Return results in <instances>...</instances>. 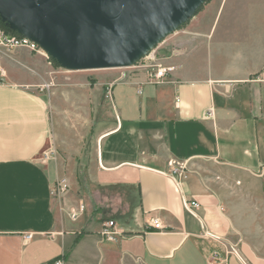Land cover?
<instances>
[{
  "label": "crops",
  "instance_id": "1",
  "mask_svg": "<svg viewBox=\"0 0 264 264\" xmlns=\"http://www.w3.org/2000/svg\"><path fill=\"white\" fill-rule=\"evenodd\" d=\"M208 1L170 45L162 85L46 93L42 56L0 48V264H264V0ZM97 84L106 103L119 88L114 113Z\"/></svg>",
  "mask_w": 264,
  "mask_h": 264
},
{
  "label": "water",
  "instance_id": "2",
  "mask_svg": "<svg viewBox=\"0 0 264 264\" xmlns=\"http://www.w3.org/2000/svg\"><path fill=\"white\" fill-rule=\"evenodd\" d=\"M192 1L0 0V17L25 36L12 22L19 25L48 55L44 45L53 46L77 71L113 69L134 63L136 54Z\"/></svg>",
  "mask_w": 264,
  "mask_h": 264
},
{
  "label": "built area",
  "instance_id": "3",
  "mask_svg": "<svg viewBox=\"0 0 264 264\" xmlns=\"http://www.w3.org/2000/svg\"><path fill=\"white\" fill-rule=\"evenodd\" d=\"M0 48L9 50H15L19 48H23L30 53L40 55L46 60L51 59L47 56V53L33 40L29 39L28 37L22 36L14 31H12L8 26L5 25L4 22L0 20ZM52 60V59H51ZM50 62V61H49ZM48 62V64H49ZM123 69L128 70L129 72L127 75L122 73L121 76L118 77L117 81H122L127 77H139L137 73H143L144 81L143 84L156 86L162 85L166 82V77L172 70L171 68H166L162 64L158 63L155 58L154 49L148 50L145 54H143L139 59H137L134 63L130 66L123 67ZM1 74V72H0ZM108 96H110L109 89L107 90ZM177 102V100H176ZM206 116L211 117L212 111L209 110ZM56 156V151L53 149L48 148L45 152L42 153L40 160L45 162L53 159ZM186 168L185 163H174L171 165L170 170L168 172V176L175 181L177 185H179L184 177V171ZM67 190V186L64 180L55 182L51 189L50 195L52 197H58L59 194H64ZM184 208L188 213H192L193 210L199 208V205L195 201H188L184 200ZM82 211V209H81ZM77 213H71L69 218L71 221H76L78 218ZM150 227L153 229L160 231L163 229L159 219L154 218L149 223ZM101 235L106 240H114L116 236L121 235L116 229L113 222H107L103 226L101 230ZM26 239H29V235L24 236Z\"/></svg>",
  "mask_w": 264,
  "mask_h": 264
},
{
  "label": "rangeland",
  "instance_id": "4",
  "mask_svg": "<svg viewBox=\"0 0 264 264\" xmlns=\"http://www.w3.org/2000/svg\"><path fill=\"white\" fill-rule=\"evenodd\" d=\"M213 1L210 0L207 3V7L209 5V3ZM216 1V0H214ZM206 6L202 9L204 11L205 8H207ZM201 10V11H202ZM201 11H199L201 13ZM195 15V14H194ZM1 20V17H0ZM187 23V22H186ZM186 23L181 26H179V28L177 30L183 31L181 33L180 36L176 37V38H172L174 33H172L170 36L166 37L165 39H163L160 44L156 45L153 49H154V54H155V58L158 61V63L162 64L164 66V64L167 62V60L170 57V50H172L170 47V45L177 39H179L180 37L184 36L187 34V27L185 28ZM195 40L185 43V45L187 46V50L189 49V51L191 50V48L194 46ZM184 45V44H183ZM19 49H23V48H19ZM5 50V49H4ZM16 50V49H15ZM18 50V49H17ZM25 50V49H23ZM7 51V50H5ZM14 50H9L7 52H12ZM27 51V50H25ZM43 58V66L47 68L48 74L47 76V86L48 88L45 89L46 93H48V89L50 90H58L59 88H66V89H71V86H69L71 83V81H73V79L77 80L78 82H83V83H87L88 85L94 84L93 88H96V83H107L112 79H116L117 77L121 76L122 73L124 75H127V73L129 72L126 69L123 68H113V69H100V70H83V71H67L66 69H62L60 68V65L54 60L47 59V62H49V65L46 64V59ZM165 67V66H164ZM137 75L141 78L144 79L143 73H137ZM129 78L126 76V79ZM98 85V84H97ZM104 85V84H103ZM99 86L98 88L101 90H98V92L100 91L99 94V104H102L101 107V111H103V107H106L107 110L111 111L114 113V105L116 104V100H118V87H115L113 90V98L109 99V102L106 103V98H105V88L104 86ZM104 88V89H103ZM115 102V103H114ZM94 119L95 121L98 122V112L94 113ZM47 150V149H46ZM46 150L42 151L45 152ZM42 153H40L39 155V159L42 156ZM43 162V161H42ZM47 162V161H45ZM63 195V194H62ZM62 195L59 194V196L57 197L58 199L62 198ZM105 225V224H104ZM103 225V226H104Z\"/></svg>",
  "mask_w": 264,
  "mask_h": 264
},
{
  "label": "bare ground",
  "instance_id": "5",
  "mask_svg": "<svg viewBox=\"0 0 264 264\" xmlns=\"http://www.w3.org/2000/svg\"><path fill=\"white\" fill-rule=\"evenodd\" d=\"M205 0H193L190 5L168 26L166 27L163 31H161L157 36H155L152 40H150L137 54H136V58H140L143 54H145L148 50L153 49L156 45L160 44V42L165 39L166 37L170 36L172 33H174L176 30H174L177 25H179L181 22H183L184 20V24L188 21V17H192L194 16V14L196 13L195 9L200 6V4L202 5V2H204ZM197 10V9H196ZM182 23V25H183ZM12 26L13 29L19 31V33L25 35V37H28L29 39H31V36L29 34H27L26 31H24L19 25H17L16 23L12 22ZM174 30V31H172ZM172 31V32H170ZM160 38H162L160 40ZM44 45V44H43ZM46 48H48V50L50 51V55L47 54L48 57H51L52 59H54L56 62H58L61 65L62 69H66L67 71H77L80 69L75 68L74 66H72L71 64H69L67 61H65L54 49L53 46L50 45H44ZM133 60H131L128 65H130V63H132ZM99 70V69H98ZM102 70V69H101Z\"/></svg>",
  "mask_w": 264,
  "mask_h": 264
},
{
  "label": "trees",
  "instance_id": "6",
  "mask_svg": "<svg viewBox=\"0 0 264 264\" xmlns=\"http://www.w3.org/2000/svg\"><path fill=\"white\" fill-rule=\"evenodd\" d=\"M81 175L83 176L84 173H82ZM81 175H80V176H81ZM84 176H85V175H84ZM83 178H85V177H79V176H78V180H79L80 182L83 181Z\"/></svg>",
  "mask_w": 264,
  "mask_h": 264
}]
</instances>
